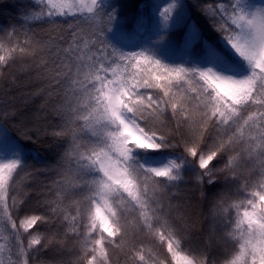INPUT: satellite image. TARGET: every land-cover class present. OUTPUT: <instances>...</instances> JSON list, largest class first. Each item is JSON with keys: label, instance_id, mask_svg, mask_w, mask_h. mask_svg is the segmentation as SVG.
<instances>
[{"label": "snow or ice", "instance_id": "snow-or-ice-1", "mask_svg": "<svg viewBox=\"0 0 264 264\" xmlns=\"http://www.w3.org/2000/svg\"><path fill=\"white\" fill-rule=\"evenodd\" d=\"M134 2L35 0L0 28V80L28 62L44 98H0V264H218L220 242L264 264V0Z\"/></svg>", "mask_w": 264, "mask_h": 264}, {"label": "trees", "instance_id": "trees-1", "mask_svg": "<svg viewBox=\"0 0 264 264\" xmlns=\"http://www.w3.org/2000/svg\"><path fill=\"white\" fill-rule=\"evenodd\" d=\"M164 0H135L134 3H130L126 5V11H135V5L136 3H139L141 6H143V10L147 13L150 10V6L153 3H163ZM209 3H217V2H224L227 3L228 0H207ZM36 10L39 9L35 7V0H0V28H6L10 25H15L19 27L21 21L20 14L24 10ZM193 17L197 18V14L193 11ZM202 23V21H200ZM47 28V26H37L35 28V31L39 34H43V30ZM130 31V27H129ZM27 63H21L19 60L16 61L12 68L11 73L12 75L9 77L8 80H0V98L5 97V92L7 93V97H11V103L17 108L22 109L25 111V113L30 117L33 118L34 114H38L39 116H43L44 112L41 110V106L44 104V98L40 95H36V91L39 87V81L35 80V72L30 70L27 67ZM12 79L15 80L14 83L10 82ZM51 117L49 116V119ZM38 123H43V121H37ZM11 129V125H9ZM9 135L17 141V143L24 145L23 152L25 156L28 158V164L31 165L34 163L33 157H36L38 155H41V158L43 159V155L41 153H38L37 150L34 148L32 144H25L24 141L19 140V138L16 136L14 131L9 132ZM55 147V146H53ZM59 151V149H57ZM45 153L48 155H51L50 152H48L47 145L45 146ZM54 162V159L52 161H45V163ZM217 165H221L223 161H216ZM43 179V177H41ZM37 185L33 183V181L28 180L23 182L21 187L24 189V191H27L29 195H33V189ZM222 190V185L217 184L212 189L213 192H218ZM184 192L188 194V204L192 205L195 209V213H198L200 215V219L203 220L204 216L207 213V204H197L196 202L200 199L199 192L193 193L192 191V185H186L184 188ZM26 210L34 211L36 214H40L42 211L39 209L36 205L35 198L28 201L26 205ZM189 212L193 211L192 207L188 208ZM48 226L46 225H39L38 228L34 229V231H40V232H47ZM220 235H223V232L221 231L219 233ZM3 241H0L2 243ZM187 247H190L193 250H196L199 248V241L196 239V236L193 235L192 240L186 245ZM71 248V245L68 246ZM231 244H224L223 242H220L217 247L213 251V255L215 259L217 260L218 264H223L224 260L228 256V254L231 252ZM164 255H166V252H164ZM45 259L51 260L53 258V253H48L45 257ZM56 260L62 261L63 264H73V261L75 260V257L71 255L68 251L64 252L63 256H56ZM122 259V258H121Z\"/></svg>", "mask_w": 264, "mask_h": 264}]
</instances>
